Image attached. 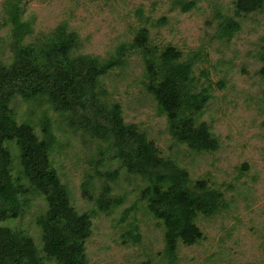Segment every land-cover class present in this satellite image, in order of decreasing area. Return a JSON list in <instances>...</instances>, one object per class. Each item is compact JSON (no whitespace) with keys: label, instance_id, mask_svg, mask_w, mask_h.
Listing matches in <instances>:
<instances>
[{"label":"rangeland","instance_id":"obj_1","mask_svg":"<svg viewBox=\"0 0 264 264\" xmlns=\"http://www.w3.org/2000/svg\"><path fill=\"white\" fill-rule=\"evenodd\" d=\"M190 1L196 2L190 12L177 6ZM235 2L0 0V59L6 67L14 62L12 13L29 24L23 42L42 50L37 56L46 67L50 64L44 55L59 39L60 28L78 35L74 56L100 60L109 59L120 45L131 43L140 29L147 28L154 49L172 46L183 53V61L193 60V91L207 88L211 95L197 122L207 123L219 141L215 152H195L172 138L166 115L145 89L140 51L129 52L126 66L103 77L95 93L73 111L57 113L45 97L13 100L14 118L31 124L40 139L43 120L51 121L56 137L51 163L73 207L92 222L85 243L88 264H264V10L236 17ZM229 18L239 21L241 28L228 40L220 33ZM113 104L121 105L125 122L144 132L161 156L187 170L193 183L204 180L222 194L220 210L196 220L204 238L193 246L180 243L173 262L165 254V228L142 199L147 182L126 172L112 134L100 136L91 128L100 110L97 106ZM7 145L14 157V176L20 177L19 150L14 141ZM23 183L28 190L24 213L0 225L29 235L47 261L43 232L36 223L47 204ZM87 183L89 197L84 196ZM107 188L112 209L101 211L98 201Z\"/></svg>","mask_w":264,"mask_h":264},{"label":"trees","instance_id":"obj_2","mask_svg":"<svg viewBox=\"0 0 264 264\" xmlns=\"http://www.w3.org/2000/svg\"><path fill=\"white\" fill-rule=\"evenodd\" d=\"M177 6L187 13L196 7V2ZM262 10L264 0L235 2L236 17ZM12 20L14 62L6 67L0 59V223L24 213L28 190L23 181H26L47 204L45 215L36 220L43 232L47 261L29 235L0 225V264H88L85 243L92 234V222L88 214H80L73 207L69 191L51 163L49 155L56 142L51 121L43 120L40 139L31 124L18 123L14 118L13 100L17 96L25 102L45 97L57 113L73 111L95 93L103 77L126 66L129 52L140 51L145 63V89L166 115L172 138L195 152H215L220 147L219 141L207 123L197 122L211 95L207 88L193 91V60L183 61V53L172 46L163 51L154 49L149 44L147 28L140 29L131 43L120 45L107 60L74 56L73 51L79 46L78 35L60 28L59 39L49 45L44 55V61L50 64L46 67L37 56L42 50L23 42L29 24L19 22L13 13ZM240 28L239 21L229 18L222 24L220 37L229 40ZM97 108H100L98 117L91 128L100 136L112 134L120 146L118 158L126 172L147 182L142 199L165 228V254L173 262L180 243L193 246L204 238L196 220L199 215H215L220 210L222 194L208 187L204 180L193 183L187 170L161 156L144 132L125 122L121 105ZM12 141L19 150L20 177L13 173L14 157L7 145ZM109 192L107 188L98 201L101 211L112 209L107 200ZM84 196L89 197L88 183ZM135 238L139 242L140 236Z\"/></svg>","mask_w":264,"mask_h":264}]
</instances>
